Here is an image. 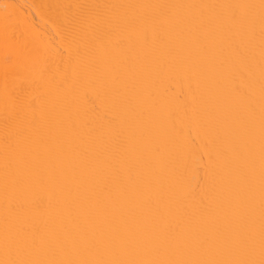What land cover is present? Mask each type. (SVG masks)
Segmentation results:
<instances>
[{"label": "bare ground", "instance_id": "6f19581e", "mask_svg": "<svg viewBox=\"0 0 264 264\" xmlns=\"http://www.w3.org/2000/svg\"><path fill=\"white\" fill-rule=\"evenodd\" d=\"M0 264H264V0H0Z\"/></svg>", "mask_w": 264, "mask_h": 264}]
</instances>
